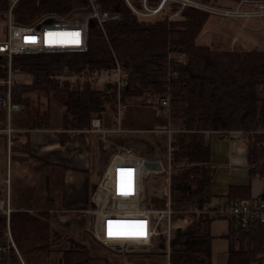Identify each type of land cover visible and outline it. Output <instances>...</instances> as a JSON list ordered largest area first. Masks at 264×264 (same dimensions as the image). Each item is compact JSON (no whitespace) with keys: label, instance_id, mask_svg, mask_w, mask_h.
<instances>
[{"label":"trees","instance_id":"trees-1","mask_svg":"<svg viewBox=\"0 0 264 264\" xmlns=\"http://www.w3.org/2000/svg\"><path fill=\"white\" fill-rule=\"evenodd\" d=\"M131 1L139 5V0ZM11 4V0H0V16L9 11ZM93 6L118 18L103 27L96 20L89 21L87 52L14 56V75L24 74L29 79H14L12 87L13 101L25 105L21 118L15 122L21 132L13 138V148L24 137L26 142L18 147L23 155L21 160L29 171L43 170L38 165L40 157L31 152L30 133L50 129L52 122L50 116L32 112L27 97L32 92L62 95L60 102L65 112L58 137L63 145L74 139L69 132L89 130L95 118L117 127V85L108 81L98 88L95 83L100 80L79 76L94 71L113 72L119 64L128 80L121 93V107L130 99L146 95L157 98V103L142 105L157 104L170 119L173 133L169 145L126 136L110 139L133 147L149 159L161 157L164 161L170 146L171 207L176 218L188 221L185 229L173 230L170 264H214L216 237L212 224L216 218L209 209L217 195L212 190L215 167L209 134L217 132L224 136L226 131H243L249 178L260 177L264 181V50H219L198 43L211 14L192 8L181 10L174 5L153 18H143L125 0H18L13 14L18 23L25 24L47 17L78 20L79 14L90 15ZM179 11V17L171 18ZM7 74L6 69H0V78ZM69 75L78 78H67ZM164 100L169 105H163ZM114 151V146L105 150L101 143L96 168L99 178ZM97 184L92 185V194ZM225 198L264 200V192L253 199L251 183L233 184ZM56 200L53 198L52 204L40 208L64 210ZM145 201L155 209L168 204L165 196L146 194ZM58 216H70L69 226L75 229L86 228L83 213L12 212L10 228L18 253L14 248L3 252L0 264H43L54 254L62 255L61 264L126 263L114 253L96 255L88 248H74L63 240H54L52 220ZM222 219L227 222V231L220 236L226 242V264H264V223L253 221L246 229L236 217ZM6 229L7 218L0 214L1 234Z\"/></svg>","mask_w":264,"mask_h":264},{"label":"built area","instance_id":"built-area-1","mask_svg":"<svg viewBox=\"0 0 264 264\" xmlns=\"http://www.w3.org/2000/svg\"><path fill=\"white\" fill-rule=\"evenodd\" d=\"M9 11L2 17L3 27H0V69H6L7 77L0 78V133L5 134V147L7 151V177L5 179L6 198H0V214L7 218V229L0 232V256L3 252L17 247L14 242L11 228V213L24 211L35 213L41 211L70 213L67 210H49L42 208H14L11 204V166L13 135L21 130L15 129L10 124L13 113H21L25 105L14 102L12 87L14 84L13 58L16 55L55 54V53H84L89 49L88 30L89 21L96 20L102 27L111 20L118 18L110 12L99 11L93 6V11L85 20H68L56 17L38 19L30 24L18 23L13 14V9L18 0H11ZM138 16L153 18L164 9L177 6L181 10L192 8L209 14L232 17L249 18L264 16V0H236L235 8H223L215 3L204 0H139V5L131 0H125ZM245 4L257 6L255 10H242ZM180 10V11H181ZM180 11L172 17H179ZM171 17V18H172ZM48 18H53L52 23H46ZM53 34V42H49L48 34ZM78 34V37L77 35ZM34 40L35 42H32ZM78 40V42H74ZM77 79L78 76H66ZM79 78H90L114 82L118 89L119 114L121 107L122 90L128 86V80L119 64L113 72L94 71ZM163 105H169L167 100ZM9 118V123L3 128L2 118ZM115 132H124L120 128V119ZM100 135L103 148L114 146L115 151L109 157L108 165L101 181L97 184L93 194V207L82 209L73 213H84L89 219L88 229L97 241L106 248L127 253H150L154 250L164 253L167 264H170L171 241L173 230L172 220L177 216L171 207V148L167 161L161 157L149 159L138 154L133 148L116 144L109 139V130L103 128L101 120L93 119L89 129ZM171 133L172 130H169ZM232 144L245 145L247 139L243 131H226L223 133ZM145 162L157 163L159 168L149 169ZM150 174L163 175L167 185L163 195L167 198L166 208L155 209L146 204L145 181ZM127 193V194H122ZM209 213L216 219L223 217H236L244 228H249L253 221L264 223V200L250 201H212ZM180 219V218H178ZM165 224L161 230V225ZM145 233L140 235V233Z\"/></svg>","mask_w":264,"mask_h":264},{"label":"rangeland","instance_id":"rangeland-1","mask_svg":"<svg viewBox=\"0 0 264 264\" xmlns=\"http://www.w3.org/2000/svg\"><path fill=\"white\" fill-rule=\"evenodd\" d=\"M212 3H215L219 7L223 8H235L236 0H211ZM258 9L257 6H252L245 4L242 7V10H255ZM5 16V15H4ZM0 16V27H3L4 20ZM173 16V15H172ZM171 16V17H172ZM78 21L85 20L87 15L79 14L76 16ZM76 20V19H71ZM198 43L209 45L214 49L224 50V49H242L248 51H259L264 50V16H254L249 18H232V17H222L211 14L203 33L198 39ZM15 81H25L28 80V76L24 74H15ZM106 83L104 80H100L95 83V86L102 88ZM30 102L31 110L34 114L39 113L40 115L47 117L50 116L52 125L56 126L58 123L62 122V117L65 112L64 107L61 105V94H47L45 92H32L27 95ZM157 103V98H153L149 95L143 96L137 100L130 99L129 102L122 106L120 115H118L117 120L120 119L123 127H132L138 131L134 133H127L124 136L127 138H135L143 140L145 142H158L161 141L165 145H169V130L173 128L171 125L170 119L161 113L160 108L155 104L154 106H147L144 108L142 103ZM119 114V111H118ZM22 116V113H13L11 115L10 124L12 127L16 128L15 122L19 120ZM116 118V116H115ZM3 128L6 126V123H9V118L3 117L2 119ZM21 132V131H20ZM16 132L13 135V138L19 136ZM172 132L170 135H172ZM215 138L218 137L217 134L212 135ZM19 143L15 145L12 151L11 160V174L14 173L13 177H17V166L23 164L22 153L18 151L20 144L26 142L24 137L19 138ZM115 143V142H114ZM117 144V143H116ZM133 148V147H132ZM98 152L95 166L92 164L91 173L92 180L94 182H99L102 179L98 177L96 168L98 167ZM247 163L245 162V165ZM248 172V169H246ZM7 177V151L5 147V134L0 133V198H6V185L5 179ZM41 178L44 177L43 173L40 175ZM226 175L222 174L219 171L217 176L214 178V186L225 187L223 180ZM145 192L148 196L157 195L163 196L164 187L167 185L166 179L163 178V175L159 174H150L145 181ZM44 184L40 183L39 191L38 189L34 190L36 194L37 201L39 202V195L43 194ZM52 197L60 199L62 197L61 192L63 185L60 183H52ZM35 197V196H34ZM31 200V196L28 197ZM32 199H34L32 197ZM41 201V200H40ZM32 203V201H30ZM43 203V202H42ZM40 203V205H43ZM92 207L90 204L87 208ZM86 209V208H85ZM84 214V213H83ZM86 215V214H85ZM70 216H58L52 220L53 233L55 236L54 240L65 241L69 244L70 247L74 248H88L93 251L96 255H104L106 253H114L115 255L122 256L125 262L129 264H167V258L164 253L154 250L150 253H127L119 252L115 249L106 248L100 244L91 231L88 229L89 219L86 216V228L85 229H75L74 227L69 226ZM180 223L178 218L172 220V226L177 227ZM165 224L161 225V230L164 228ZM227 231V222L225 219H216L212 224V232L215 235H222ZM214 251V261L216 264H226V253L218 250L217 243L213 246ZM151 256V257H136V256ZM161 257L165 258V261ZM61 254H54L50 259L45 261L43 264H61ZM125 263V264H126Z\"/></svg>","mask_w":264,"mask_h":264},{"label":"crops","instance_id":"crops-1","mask_svg":"<svg viewBox=\"0 0 264 264\" xmlns=\"http://www.w3.org/2000/svg\"><path fill=\"white\" fill-rule=\"evenodd\" d=\"M143 107L148 108L147 105H143ZM101 124L103 128L110 131L108 135L109 139L138 131L132 127H123L121 122L120 128L124 132L119 133L115 132L118 126L116 127L114 123L101 120ZM61 126L62 122L56 126L52 125L50 129L31 131V152L40 157L38 165L43 170L39 172L29 171L24 163L17 166L16 171L18 176L15 178L13 177L14 173L11 174V204L14 208H40L52 204L51 201L55 198L51 195L53 189L52 183H61L63 185L62 197L55 202L61 204L65 208L64 210L70 213L85 209L93 203L92 198L94 193L92 194V185L96 182L92 180L91 167L92 164L95 166L97 151L102 143L101 137L98 133L91 130L77 133L69 132L71 136H74V139L63 145L58 137ZM215 134L218 135L217 138L212 136ZM169 138L171 139L170 132ZM209 143L211 159L215 167L214 178L219 171L221 175H226L223 179L225 180V183H223L225 187L223 188H216L213 179L212 190L217 195L213 200L223 202L226 200L225 196L228 193L230 185L248 183H251L252 198L257 199L260 197L264 192V181L260 177L250 180L246 170L247 164L245 165V162L247 163V149L245 145L232 144L227 137L221 136L217 132L209 134ZM42 173L44 175L43 178L40 177ZM40 183L44 184L45 187L43 194L39 195L41 201L39 200L38 202L35 199L36 194H34V190L38 189L39 191ZM29 196H31V200L28 199ZM40 203L43 205H40ZM179 221L180 223L177 228L185 229L188 221L186 219H179ZM213 235L216 237L213 246L217 243L218 250L226 253V242L220 239L221 235L218 236L214 233ZM213 262L216 264L214 253Z\"/></svg>","mask_w":264,"mask_h":264},{"label":"water","instance_id":"water-1","mask_svg":"<svg viewBox=\"0 0 264 264\" xmlns=\"http://www.w3.org/2000/svg\"><path fill=\"white\" fill-rule=\"evenodd\" d=\"M53 21H54L53 18H48L46 20V23H52ZM145 167L149 169H157L159 168V165L157 163L145 162Z\"/></svg>","mask_w":264,"mask_h":264},{"label":"snow or ice","instance_id":"snow-or-ice-1","mask_svg":"<svg viewBox=\"0 0 264 264\" xmlns=\"http://www.w3.org/2000/svg\"><path fill=\"white\" fill-rule=\"evenodd\" d=\"M78 37V34H76ZM48 38H49V42H53V34L49 33L48 34ZM32 42H35L34 40H32ZM74 42H78V40L74 41ZM122 194H127V193H122ZM145 233L141 232L140 235H144Z\"/></svg>","mask_w":264,"mask_h":264}]
</instances>
